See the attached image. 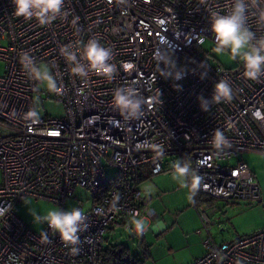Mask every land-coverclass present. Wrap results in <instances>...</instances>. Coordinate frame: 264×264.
Masks as SVG:
<instances>
[{"label": "built area", "instance_id": "1", "mask_svg": "<svg viewBox=\"0 0 264 264\" xmlns=\"http://www.w3.org/2000/svg\"><path fill=\"white\" fill-rule=\"evenodd\" d=\"M229 7L230 0H208L207 5L200 0H65L68 15L40 26L16 17L11 0H0V207L12 209L0 216V264H143L107 251L109 233L138 234L129 227L131 210L148 221L156 217L152 197L138 181L146 167L152 175L163 172L169 158V165L179 158L190 160L201 177L193 199L199 194L223 200L261 198L251 170L237 155L264 152V77L244 78L241 62L214 68L201 47L206 38L214 41L210 11L226 14ZM248 26L257 37L264 36L255 9L249 12ZM93 38L112 49L110 62L117 72L111 80L91 72L86 80L72 75L59 54L63 46L79 49ZM23 52L46 63L63 85L62 95L51 93L63 105V116L25 119L41 96L21 68ZM167 56L185 70L183 79L162 77L166 65L161 60ZM220 79L231 85V101L202 110L198 97L210 101ZM125 86L146 100L136 119H125L111 103L113 91ZM157 88L161 104L152 102ZM216 129L228 142L222 150L212 144ZM141 145L162 147L164 155ZM103 162L116 167L117 174L106 179ZM77 187L93 195L87 210L77 207L87 216L78 254L47 223L35 232L14 213L26 196L53 201L63 210ZM114 195L120 197L118 211L111 208ZM193 205L202 226L198 232L206 236L203 254L188 264H264V228L217 242L210 233L215 221L206 207ZM45 232L49 242L42 239Z\"/></svg>", "mask_w": 264, "mask_h": 264}, {"label": "clouds", "instance_id": "2", "mask_svg": "<svg viewBox=\"0 0 264 264\" xmlns=\"http://www.w3.org/2000/svg\"><path fill=\"white\" fill-rule=\"evenodd\" d=\"M14 5V15L25 20H35L40 26H48L59 17L68 15L65 9V0H11ZM112 3L113 0H108ZM201 4L207 5L208 0H200ZM117 4H124L126 0H116ZM264 0H230V7L226 14L210 11L209 26L214 36L215 47L213 51L218 55H229L234 61H239L243 65L244 78L257 81L264 77V36L257 37L256 33L248 26L249 12L257 10L258 23L264 24V8L261 5ZM78 17L73 18V24ZM70 66L72 75L86 80L89 73H95L106 79H113L117 67L111 63L113 59L112 49L103 46L97 39H89L83 43L79 49L71 46H63L59 53ZM19 62L26 77L35 81L39 87L47 89L48 92L62 95L63 85L58 83L57 77L51 68L44 63H38L28 52H23L19 57ZM162 63L166 69L162 70V77L178 81L184 78L185 70L178 68L172 56L163 57ZM206 72L201 74L203 79ZM177 90H181L180 85H175ZM158 96L152 98V102L161 104V93L157 88ZM233 89L226 79H220L214 85L211 100L198 97L201 108L208 110L210 103H220L231 101ZM112 105L125 119H136L143 114V106L146 100L137 93L132 86L116 88L112 93ZM26 120L38 119V112L33 108L25 114ZM212 144L217 150L227 146L228 142L223 132L219 129L212 133ZM140 147H154L156 155L162 157L164 150L159 146L141 145ZM173 178L177 180L182 188L189 190V199L195 195L201 182V177L197 175L196 169L192 167L191 161L179 158L171 165ZM119 195H114L111 208L118 211ZM11 207H0V216L8 215ZM33 222L47 223L48 228L59 234L60 240L66 247H70L72 254H78L81 243L80 233L87 228V216L80 208L62 210L60 208L49 209L45 214L40 215L35 210H30ZM130 229L143 235L148 228L146 217L141 216L139 211L129 212ZM44 242H49L48 233H42Z\"/></svg>", "mask_w": 264, "mask_h": 264}, {"label": "rangeland", "instance_id": "3", "mask_svg": "<svg viewBox=\"0 0 264 264\" xmlns=\"http://www.w3.org/2000/svg\"><path fill=\"white\" fill-rule=\"evenodd\" d=\"M201 47L203 52L209 56L210 65L214 68H230L240 63L238 60H232L229 55L216 54L213 51L215 42L210 38H206ZM2 66L3 64L0 62V74ZM39 90L41 98H35L38 114L51 117L63 116V105L54 100L47 89L39 87ZM237 158L247 163L258 183L261 198L204 201L208 208L207 215L215 221L210 233L217 242L229 241L264 228V152L242 151L237 155ZM172 159L169 158L170 162H165L167 169L160 174L149 175L148 168H144L145 174H148L144 180L145 185L146 183L147 185L151 184V189L155 191V193H151L153 200L150 207L158 215L154 220H147L148 228L143 234L145 240L143 246L149 247L148 255L142 252L136 244H133L138 240V237L131 236L130 231L116 230L109 236V245L115 247L119 244L126 247L123 256L125 258H135L143 264H188L204 251L202 240L206 233L198 232L202 226L193 205V198L189 199V190L182 188L173 178V169H168L171 167L169 163H172ZM102 165L106 179L117 174L116 167L106 162H103ZM1 181L2 171L0 169V183ZM92 201L93 195L88 189L77 187L73 196L66 200L63 210H71L80 205L85 211L91 206ZM212 206L216 207L215 211L211 210ZM52 208L61 209L53 201L26 196L15 204L13 210L28 227L35 232H40L45 223H34L29 211L35 210L36 213L43 215ZM157 221H162L167 230L163 233L154 231L151 226Z\"/></svg>", "mask_w": 264, "mask_h": 264}, {"label": "crops", "instance_id": "4", "mask_svg": "<svg viewBox=\"0 0 264 264\" xmlns=\"http://www.w3.org/2000/svg\"><path fill=\"white\" fill-rule=\"evenodd\" d=\"M167 169V168H166ZM168 169H171V168H168ZM162 173V172H161ZM160 174V173H159ZM149 175H152L150 172H149ZM155 175V174H154ZM148 177V174H145V169H144V173H143V176L141 177V178H139V181H138V186L143 190V191H145L146 193H148L149 195H151V193H155V191H154V189L152 190L151 189V184H149V185H147V183H146V185H145V179ZM158 179H160V177H157ZM144 185H145V188H144ZM151 197H152V195H151ZM192 198H193V196H192ZM152 200H153V198H152ZM194 200V199H193ZM198 204H201V205H204L205 207H206V211H207V205H205L204 204V202H198ZM196 209V208H195ZM211 210L212 211H215L216 210V207L215 206H212L211 207ZM197 212V211H196ZM207 214V213H206ZM158 217V215H156V217L155 218H157ZM199 217V216H198ZM154 218V219H155ZM153 219V220H154ZM151 228L154 230V231H156L157 233L159 232V233H163L164 231H166L167 230V227H165V225L163 224V222L162 221H157L156 223H154L152 226H151ZM112 233H114V232H112ZM111 232L109 233L110 235L112 234ZM133 234H135V233H133ZM144 234V233H143ZM109 235V236H110ZM135 235H137V237H139V234H135ZM141 235V234H140ZM143 236V235H142ZM143 238V237H142ZM109 240V239H108ZM143 240H144V238H143ZM143 242H145V240L143 241ZM108 243V242H107ZM203 246V245H202ZM107 247L108 248H110V247H112V248H117V247H123V246H120L119 244H117V245H115V247L114 246H111V245H109V243L107 244ZM138 248H140L141 250H142V252H144V249L146 250V252H145V254L146 255H148V252H149V247L148 246H146V245H144L143 246V244L142 245H140V247H138ZM203 249H204V247H203ZM114 250V249H113ZM204 252V251H203ZM203 254V253H202ZM201 254V255H202ZM121 256H124V254H122ZM195 259V258H194Z\"/></svg>", "mask_w": 264, "mask_h": 264}, {"label": "trees", "instance_id": "5", "mask_svg": "<svg viewBox=\"0 0 264 264\" xmlns=\"http://www.w3.org/2000/svg\"><path fill=\"white\" fill-rule=\"evenodd\" d=\"M211 200H213V198H211V197H209V196H206V195H201V194H199V195H196L195 197H194V201L193 202H195V203H198V202H204V201H211ZM111 248V249H110ZM110 248H108L107 249V251L110 249V251H112L114 248H112V247H110ZM125 250H126V247H118V248H115L114 250H113V252L118 256V257H120L122 254H124L125 253ZM144 252H146V250L144 249Z\"/></svg>", "mask_w": 264, "mask_h": 264}, {"label": "flooded vegetation", "instance_id": "6", "mask_svg": "<svg viewBox=\"0 0 264 264\" xmlns=\"http://www.w3.org/2000/svg\"><path fill=\"white\" fill-rule=\"evenodd\" d=\"M142 237H143L142 235H139L138 240L136 242H134L133 244H136L138 246V243H140V245H142L143 244V238Z\"/></svg>", "mask_w": 264, "mask_h": 264}, {"label": "water", "instance_id": "7", "mask_svg": "<svg viewBox=\"0 0 264 264\" xmlns=\"http://www.w3.org/2000/svg\"><path fill=\"white\" fill-rule=\"evenodd\" d=\"M131 236H137V235L131 233ZM137 247H140V243H138V246Z\"/></svg>", "mask_w": 264, "mask_h": 264}]
</instances>
